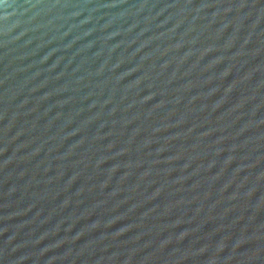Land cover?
Here are the masks:
<instances>
[{
	"label": "water",
	"instance_id": "95a60500",
	"mask_svg": "<svg viewBox=\"0 0 264 264\" xmlns=\"http://www.w3.org/2000/svg\"><path fill=\"white\" fill-rule=\"evenodd\" d=\"M0 264H264V0H0Z\"/></svg>",
	"mask_w": 264,
	"mask_h": 264
}]
</instances>
